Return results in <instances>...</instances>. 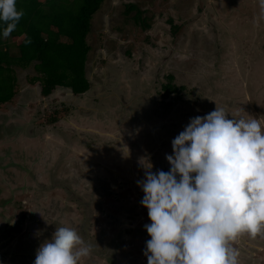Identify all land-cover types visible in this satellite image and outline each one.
Listing matches in <instances>:
<instances>
[{
    "label": "rangeland",
    "instance_id": "1",
    "mask_svg": "<svg viewBox=\"0 0 264 264\" xmlns=\"http://www.w3.org/2000/svg\"><path fill=\"white\" fill-rule=\"evenodd\" d=\"M87 41L88 91L43 96L34 70L16 66L0 105V264H34L58 227L92 246L80 264H147L144 165L168 172L172 140L216 107L264 127L259 0H104ZM167 74L181 89L164 96ZM232 247L239 264H264V236Z\"/></svg>",
    "mask_w": 264,
    "mask_h": 264
},
{
    "label": "clouds",
    "instance_id": "2",
    "mask_svg": "<svg viewBox=\"0 0 264 264\" xmlns=\"http://www.w3.org/2000/svg\"><path fill=\"white\" fill-rule=\"evenodd\" d=\"M23 16L16 0H0L5 39ZM171 143L170 170L154 173L147 163L137 182L151 221L147 264H239L232 242L264 236V127L254 117L228 119L216 107L191 118ZM91 252L75 228L58 227L34 264H80Z\"/></svg>",
    "mask_w": 264,
    "mask_h": 264
},
{
    "label": "trees",
    "instance_id": "3",
    "mask_svg": "<svg viewBox=\"0 0 264 264\" xmlns=\"http://www.w3.org/2000/svg\"><path fill=\"white\" fill-rule=\"evenodd\" d=\"M104 0H16L17 10H23L15 31L6 39L5 26L0 22V105L10 101L15 94L17 76L15 67L34 70L29 81L40 86V94L50 95L56 88H68L74 95L90 88L86 76V62L90 45L87 36L91 31L94 14ZM135 10L134 23L149 26L146 17L135 3L125 5V13ZM174 32L176 24L171 20ZM30 41V42H29ZM12 50H16L14 53ZM162 83L164 96L181 89L167 74ZM57 121L53 116L49 119Z\"/></svg>",
    "mask_w": 264,
    "mask_h": 264
}]
</instances>
